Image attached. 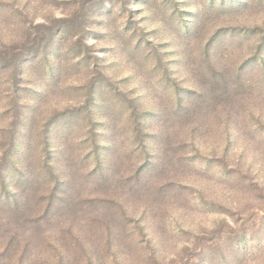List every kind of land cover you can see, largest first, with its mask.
<instances>
[{"label":"rangeland","instance_id":"374dc122","mask_svg":"<svg viewBox=\"0 0 264 264\" xmlns=\"http://www.w3.org/2000/svg\"><path fill=\"white\" fill-rule=\"evenodd\" d=\"M0 264H264V0H0Z\"/></svg>","mask_w":264,"mask_h":264}]
</instances>
